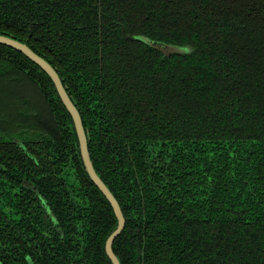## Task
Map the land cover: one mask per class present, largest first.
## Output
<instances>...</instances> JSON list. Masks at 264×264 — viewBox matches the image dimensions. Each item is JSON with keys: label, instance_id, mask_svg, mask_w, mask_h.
<instances>
[{"label": "trees", "instance_id": "obj_1", "mask_svg": "<svg viewBox=\"0 0 264 264\" xmlns=\"http://www.w3.org/2000/svg\"><path fill=\"white\" fill-rule=\"evenodd\" d=\"M0 34L44 57L78 108L124 216L120 264H264V0H0ZM140 35L190 50L165 55ZM26 171L28 199L56 219L38 217L45 255L112 264L117 220L68 111L45 71L0 44L2 264H27L35 242Z\"/></svg>", "mask_w": 264, "mask_h": 264}, {"label": "water", "instance_id": "obj_2", "mask_svg": "<svg viewBox=\"0 0 264 264\" xmlns=\"http://www.w3.org/2000/svg\"><path fill=\"white\" fill-rule=\"evenodd\" d=\"M137 39H140L143 42L149 44L150 46L159 49L165 55H169L172 53H185L190 50V48L185 45H178V44L163 42L160 40H154L143 35L137 36ZM0 44L7 45L23 53L30 60L36 63L43 71H45L46 74L51 79L61 102L65 106L66 110L68 111L72 119L74 132L77 137L79 154L84 170L87 173L88 177L91 179V181L94 183V185L97 186V188L102 192L104 197L107 199L116 217L117 220L116 226L112 230V232L107 236L105 241V252L112 264H120L117 255L113 252L112 243L114 238L123 229L125 222L124 216L113 192L109 189L107 184L103 181V179L97 173V171L93 166L88 150V133L83 125L78 108L75 106L73 100L68 94L56 69L44 57L34 52L25 42L19 41L10 35L0 34ZM15 142L18 143L22 148H25L23 143L20 142L19 140H15Z\"/></svg>", "mask_w": 264, "mask_h": 264}, {"label": "flooded vegetation", "instance_id": "obj_3", "mask_svg": "<svg viewBox=\"0 0 264 264\" xmlns=\"http://www.w3.org/2000/svg\"><path fill=\"white\" fill-rule=\"evenodd\" d=\"M28 167V165H26ZM29 171V170H28ZM23 172L21 175L22 177L16 178L17 180H21L22 185H24L27 189L25 197V202L23 201L25 207L21 206V214H22V231H24L23 235L26 237L33 236L34 243H27L25 245V259L27 264H44L45 261H53V264H55V261L57 263V259L52 258V255H48V257L45 255V251L47 249V246H43V241L41 239H44L46 236V231L41 229L40 222L38 217L42 218H48L51 221H55L54 212L51 211L49 206H46L44 202L41 201V197L39 195H32L39 201H37V206L35 204L31 203V200L28 199L31 197L30 195L33 192H37V188L33 185L32 181L30 180L29 172ZM10 176V174H9ZM11 181L14 179V175H12ZM30 180V181H29ZM48 183V182H47ZM46 183V184H47ZM50 188L54 191H57L55 186L51 183L49 184ZM29 189V190H28ZM39 191V190H38ZM52 198L57 202V196L53 195ZM56 211H57V203H56ZM36 212V213H35ZM35 213V214H34ZM11 217H15L13 214ZM26 223V224H25ZM32 223L36 226H32ZM11 252V250H10ZM47 258H52L50 260H47ZM2 264V263H0Z\"/></svg>", "mask_w": 264, "mask_h": 264}]
</instances>
